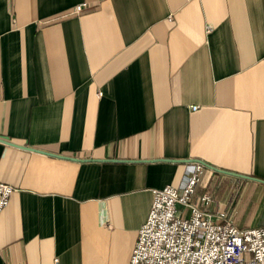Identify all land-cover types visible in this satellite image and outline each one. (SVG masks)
I'll return each mask as SVG.
<instances>
[{"label": "crops", "instance_id": "0c3cea01", "mask_svg": "<svg viewBox=\"0 0 264 264\" xmlns=\"http://www.w3.org/2000/svg\"><path fill=\"white\" fill-rule=\"evenodd\" d=\"M189 161L264 227V0H0V264H128Z\"/></svg>", "mask_w": 264, "mask_h": 264}, {"label": "built area", "instance_id": "2783aa9c", "mask_svg": "<svg viewBox=\"0 0 264 264\" xmlns=\"http://www.w3.org/2000/svg\"><path fill=\"white\" fill-rule=\"evenodd\" d=\"M84 6H75L74 13ZM179 167L172 184L152 190L149 214L128 264H264V227L241 228L224 210L199 209L192 198L205 167L195 161ZM14 191L0 182V213ZM200 200L210 205L212 197L204 193Z\"/></svg>", "mask_w": 264, "mask_h": 264}, {"label": "water", "instance_id": "95a60500", "mask_svg": "<svg viewBox=\"0 0 264 264\" xmlns=\"http://www.w3.org/2000/svg\"><path fill=\"white\" fill-rule=\"evenodd\" d=\"M216 170V169H215ZM217 172L218 171H220V172H222V173H227V174H231L230 172H225V171H223V170H216ZM252 180H255V181H258V182H263L264 183V180L262 179H258V178H255V177H250Z\"/></svg>", "mask_w": 264, "mask_h": 264}]
</instances>
